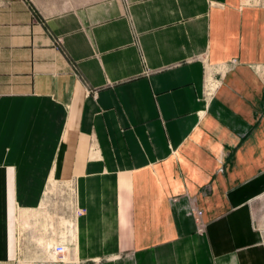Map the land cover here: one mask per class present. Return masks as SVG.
<instances>
[{
  "label": "crops",
  "instance_id": "1",
  "mask_svg": "<svg viewBox=\"0 0 264 264\" xmlns=\"http://www.w3.org/2000/svg\"><path fill=\"white\" fill-rule=\"evenodd\" d=\"M263 28L243 0H0V264L51 180L84 211L37 264H264Z\"/></svg>",
  "mask_w": 264,
  "mask_h": 264
},
{
  "label": "rangeland",
  "instance_id": "2",
  "mask_svg": "<svg viewBox=\"0 0 264 264\" xmlns=\"http://www.w3.org/2000/svg\"><path fill=\"white\" fill-rule=\"evenodd\" d=\"M245 3H253L259 5L263 9L264 16V0H243ZM264 32V28H263ZM261 67V68H260ZM260 67L257 65L250 68L251 76L249 82H244L245 86H248L251 96H253L257 105L260 107L261 114H264V82L260 88H253L252 86L256 84V78H260V74L264 71V54L262 56ZM234 66H227L226 69L232 70ZM259 71V72H258ZM213 83V80H210L209 83ZM212 85V89H214ZM211 89V90H212ZM53 192L49 195L48 209L52 216L55 219L56 226L62 228V223L68 221V230H69V243L74 244L76 240V197H75V186L73 181H58L56 182ZM252 207L254 208L253 213V223L254 226H262L263 235H264V193L252 201ZM41 223H44L42 220ZM23 234L20 235V246L18 257L13 264H37L36 260L47 259L42 255V246L37 240V235L35 227L29 226L25 230L21 231ZM71 232V233H70ZM19 236V235H18ZM59 236V235H57ZM45 251V249H44ZM43 251V254H44ZM35 260V261H34ZM64 259H59V264L64 263Z\"/></svg>",
  "mask_w": 264,
  "mask_h": 264
},
{
  "label": "bare ground",
  "instance_id": "3",
  "mask_svg": "<svg viewBox=\"0 0 264 264\" xmlns=\"http://www.w3.org/2000/svg\"><path fill=\"white\" fill-rule=\"evenodd\" d=\"M222 67V68H221ZM219 67V70L223 73L227 71V66H221ZM261 68V67H260ZM224 69L225 71H222ZM261 77L264 81V71L261 74ZM213 80V78H212ZM219 84V80H213V83H209L208 87H210V91L212 89V85L217 86ZM214 88V87H213ZM213 90V89H212ZM57 181L51 180L50 185L47 191V196L44 199V202L42 204L41 209L34 210L32 212H27L26 214H22V219H23V229L33 226L35 227L37 235V240L38 242L42 245V247L45 249L44 256L49 257L50 255L53 257H56V253L50 248L51 245L55 246L58 243L62 244H68L69 243V228H68V221L62 223V228L56 226L55 219L50 213L48 209V197L49 195L53 192L54 187L56 185ZM33 218V219H31ZM42 220L44 223H41ZM71 233V232H70ZM59 235V236H57ZM68 248L66 247V250ZM65 257V256H64ZM63 257V259H64ZM57 258V257H56ZM55 259V258H54ZM66 260V259H64Z\"/></svg>",
  "mask_w": 264,
  "mask_h": 264
},
{
  "label": "built area",
  "instance_id": "4",
  "mask_svg": "<svg viewBox=\"0 0 264 264\" xmlns=\"http://www.w3.org/2000/svg\"><path fill=\"white\" fill-rule=\"evenodd\" d=\"M83 209H79L78 207H77V209H76V217L79 215V214H81V213H83ZM201 213H202V211L201 210H196V214L198 215V216H200L201 215ZM50 248L52 249V250H54V252L56 253V255H58L59 257H61V255L62 254H64L67 250H66V246L64 245V244H62V243H58V244H56L55 246H53V245H51L50 246ZM61 259V258H60Z\"/></svg>",
  "mask_w": 264,
  "mask_h": 264
}]
</instances>
